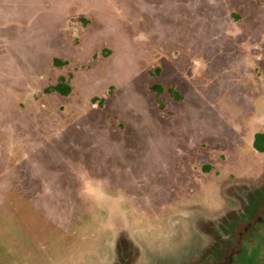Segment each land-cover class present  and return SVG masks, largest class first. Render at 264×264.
<instances>
[{
  "label": "rangeland",
  "instance_id": "rangeland-1",
  "mask_svg": "<svg viewBox=\"0 0 264 264\" xmlns=\"http://www.w3.org/2000/svg\"><path fill=\"white\" fill-rule=\"evenodd\" d=\"M256 133L264 0H0V264L218 263Z\"/></svg>",
  "mask_w": 264,
  "mask_h": 264
},
{
  "label": "flooded vegetation",
  "instance_id": "flooded-vegetation-1",
  "mask_svg": "<svg viewBox=\"0 0 264 264\" xmlns=\"http://www.w3.org/2000/svg\"><path fill=\"white\" fill-rule=\"evenodd\" d=\"M258 223L255 222L254 225L248 224L247 228L244 230V233H240L237 240H233V245L231 246V249L229 250V253L223 254L220 258V261L216 264H253V257H250L253 252L251 253V249L247 248L248 243V235L251 230V228L255 227V225L264 223V205L262 208V217L257 219ZM248 234V235H247ZM251 254V255H250ZM254 255V254H253ZM252 255V256H253ZM214 264V263H211Z\"/></svg>",
  "mask_w": 264,
  "mask_h": 264
},
{
  "label": "trees",
  "instance_id": "trees-1",
  "mask_svg": "<svg viewBox=\"0 0 264 264\" xmlns=\"http://www.w3.org/2000/svg\"><path fill=\"white\" fill-rule=\"evenodd\" d=\"M59 87V86H57ZM56 87V89H57ZM153 88V87H152ZM151 88V89H152ZM154 89V88H153ZM157 90V89H155ZM159 90H161L159 88ZM160 108L162 107V105L160 104L159 105ZM253 148L256 150V151H259V152H264V133H256L253 137ZM264 194V192H263ZM262 195V194H261ZM258 197L257 196L254 201L252 202L251 206H250V209L248 210V213L249 214H252L255 210H257V207L259 206L258 204H260V200H258Z\"/></svg>",
  "mask_w": 264,
  "mask_h": 264
}]
</instances>
